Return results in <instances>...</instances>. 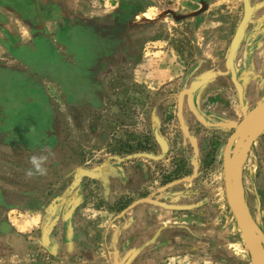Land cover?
<instances>
[{
  "label": "rangeland",
  "instance_id": "1",
  "mask_svg": "<svg viewBox=\"0 0 264 264\" xmlns=\"http://www.w3.org/2000/svg\"><path fill=\"white\" fill-rule=\"evenodd\" d=\"M73 1L75 4L72 7L80 13L77 18L70 17L68 26L84 27L88 31L85 35L69 34L68 37H64L62 32L57 33V75L52 73L54 65L36 63L38 70L35 76L41 80H29L25 75L22 81L25 96L19 99V106L14 104L16 98L8 100L9 107H13L11 116L1 113L3 98L0 97V264H52L56 260L58 264H70L76 255L71 258L52 256L46 251L45 243L38 246L42 251L36 257L23 260L14 256L11 252L15 248L12 240L18 233V224L35 211H52L66 196L73 194L79 200L86 189L85 180L74 176L78 168L96 172L113 165L122 171L135 154L141 157L147 154L152 158L147 161L149 187L152 189L148 194L150 196L143 198L157 201L166 198L170 201L171 197L179 195L181 203L196 208V235L205 239H196V255L207 251L214 253L218 259H230L228 256H235L237 250L248 264H252L227 199L224 150L237 126L264 102V82H260L262 87L258 86V94L261 95L251 99L255 100L253 102L249 99L250 103H245L244 97L240 100L235 88V96L218 97L215 106L207 102L202 105L203 98L194 96L198 116L188 99L190 83L196 76L203 78L220 66L198 63L193 66L192 62L177 65L179 69L182 67L180 79L169 81L160 88L158 84H152L150 88L134 81L129 63L138 60L147 41L159 37L171 38L170 42L180 47L190 59L194 54L193 46H196L199 56L203 52L207 55L206 45L215 48L221 41V38L214 40L218 36L216 33H204L207 19L196 21L194 26L193 21L177 23L171 16L163 17L167 10L180 8L179 0H134L136 6L133 8L128 6L133 0ZM258 1L260 4L263 2ZM227 2H232L231 7H237L239 13L243 12V0ZM116 10H120V17H115L113 21L112 13ZM114 26L119 29L113 34ZM57 27L58 30L61 27L64 29L62 20H58ZM70 40L87 42L89 47L78 49L72 55L71 50L62 45ZM100 41L106 45L118 43L119 51L110 56L112 62L97 75L99 80L88 78V81L82 82L77 79L79 73L71 74L73 67L70 64L74 60L91 63L99 51ZM4 64H0V68L8 66L15 72L18 69L22 71L20 65ZM77 68L83 70L85 66L78 65ZM193 69L196 70L195 75ZM30 70L26 68L25 72L34 73ZM49 74L58 80H47ZM228 74L231 79L230 72ZM88 76H94L92 71ZM232 84L234 86L233 81ZM86 85L101 94L100 107L97 106L96 96L77 95ZM72 91L75 94L69 96ZM4 103L5 106L7 103ZM19 112L20 115H17ZM3 114L4 120L1 119ZM156 132L166 140L168 150L164 151L160 146ZM246 140L236 142L234 157L238 154L237 145L243 143L244 146ZM259 167L264 168V131L254 140L240 164L238 178L241 201L257 220L254 203L258 198L254 195L253 185L262 173ZM124 182L125 187L128 183ZM181 182L180 187H172ZM154 190L158 194L153 195ZM91 195L94 199L88 200ZM123 196L119 201L120 213L126 211L131 203L128 197L125 199ZM84 197L83 200L91 202L100 198L94 193ZM175 197L171 199L174 202L178 200ZM46 227L43 226V229ZM90 227L95 235L83 234L87 239L92 237L88 247L103 250V240L100 234L98 236L96 226L91 224ZM80 228L85 230V226ZM42 235L45 240L47 235L43 231ZM77 235L83 237L81 233ZM121 245L122 249L119 252L116 250L119 256L115 258L100 254L91 258L81 255L80 264H127L132 258L128 256L130 245L127 242H121ZM159 247L156 245L155 249L159 250ZM154 259L158 263L160 256ZM232 264L246 263L235 259Z\"/></svg>",
  "mask_w": 264,
  "mask_h": 264
},
{
  "label": "crops",
  "instance_id": "2",
  "mask_svg": "<svg viewBox=\"0 0 264 264\" xmlns=\"http://www.w3.org/2000/svg\"><path fill=\"white\" fill-rule=\"evenodd\" d=\"M232 1L238 3L237 0ZM73 2L75 1L0 0V64L5 62L4 65H9L10 62V64L14 63V65L22 67L21 72L19 69L15 72L8 66L0 68V97L3 98L1 113L12 115L13 107H9V99L16 98L14 104L19 106V99L25 96L22 81L25 80L26 74L29 80H41L35 76V72L38 70L35 67L36 63L38 65H54L52 73L53 75L56 74L58 32H62L64 37H68L69 34L85 35L87 33V28L68 26L72 19L70 17L77 18L80 13H77L72 7L75 4ZM250 2L253 6V13L234 58L235 70L238 81L243 88L245 103L253 102L255 100L251 99L261 95V93L258 94V86L262 87L260 82H264V0L261 4L258 0H250ZM179 3L180 8H177L176 11L174 8L167 10L162 16L165 13L172 12L183 18L176 20L171 13L163 17L171 16L177 23L193 21L194 26H196V21L201 22L207 19L208 26L205 25L206 30L204 33L211 34L213 32L218 34L214 37V40L221 38L220 44H216L215 48L207 44L208 54L205 55L203 52L202 56L196 53V46H193L194 54L190 59L180 47L170 42L171 38L151 39L152 41L143 44L138 60L129 63L134 81L149 85L150 88L152 84H158L160 88L169 81L180 79V75L183 74L182 67L179 69L176 67L177 65L184 66L192 62L193 66L196 63L220 66L219 69L216 67L214 70L210 67L212 71L208 75L203 76V78L200 77L201 79L196 76V79L190 83L191 85L194 81L204 80L205 83L195 92L194 96L203 98L201 100L202 105L207 102L209 105L215 106L218 104V97L230 98L235 96L232 75L230 79L228 74L230 70L227 68L226 63L231 43L244 16V8L243 12L239 13L237 7H231L232 2L228 4L227 0H179ZM128 6L135 7V1L129 3ZM115 17H120V10L112 13L113 21ZM59 19L63 21L64 29L61 27V30H58L57 23ZM103 29L105 30V28ZM118 29L114 26L113 34ZM193 32L195 33V30ZM62 45H64V48L71 50L72 55L73 53L76 54L78 49L89 47L87 42H76L74 40H70L68 44L65 41ZM119 48L118 43L106 45L104 41H100L99 51H97L92 62L77 63L74 60V63L70 64L73 67L71 74L79 73L80 76L77 79L82 82L88 78L99 80L97 75L102 72V69L104 70L106 65L111 64L110 56L116 54ZM129 48L133 49L134 47L129 46ZM78 65H84L85 69L82 70L81 68L79 70ZM87 67L90 68L86 69ZM26 68L31 69L30 71L34 73H26ZM91 71L93 77L88 76ZM193 74H196L195 69H193ZM49 75L50 77L47 80H58L56 76L52 78L51 74ZM82 90L77 95L96 96L98 98L97 106H101L100 93H96L94 89L91 90L88 85ZM74 94L75 92L72 91L69 96ZM4 102L7 103L5 106ZM20 113H17V115H20ZM4 118L5 115L3 114L1 119L4 120ZM31 137L34 138V135ZM148 160H152V158L148 157L147 154H144L143 157L135 154L122 171L113 165H107L95 172L96 178L80 177L79 171L83 167L75 170V178L85 180L83 183L86 190L83 191L81 198L78 200V197L73 194L66 196L64 201L59 203L52 211H35V213L20 222L18 233L12 240L15 246L14 250L11 251L12 254L23 260L36 257L42 251L38 249V246L45 243L46 251L50 252V255L55 257L65 256V258L76 255V258L70 264H80L81 259L79 258L81 255L91 258L100 254L108 258H115L119 256L118 252L122 249L121 242H127L130 245L128 256L132 257L127 264H232L235 259L248 264L247 260H244L236 252L237 250H234L235 256H228L230 259H218L214 253L207 251L199 252L196 255V239L197 241L205 239L201 238L200 235H196V208L181 203L180 198L177 197L179 195L174 196L178 198L175 202L171 200L174 199L171 196L170 201L166 198L160 201L154 200L166 204L169 206L168 208L149 201H143L153 200L143 198L150 196L148 194L152 189L149 187ZM256 169H258L257 166ZM259 169L262 173L257 176L256 183L253 185L254 195L258 198L254 206L259 221L254 218L264 233V168L259 167ZM253 171H255V168H253ZM124 181L128 183L125 187L123 186ZM181 184L183 182L174 184L172 187L177 188ZM122 187H124L123 190H121ZM91 192L97 194L100 198L95 199L94 202L88 201L90 198L94 199L91 195L87 201L86 199L83 200L84 196H90ZM152 194L156 195L158 193L154 190ZM122 195L125 199L128 197L131 203L126 211L120 213L119 201L122 199ZM52 222L54 224L44 240L42 235V231L44 232L43 226L50 225ZM91 224L96 226L98 236L100 234L102 237L103 250L96 251L88 247V241H92V237L87 239L86 235L83 234L87 232L92 236L95 235L90 227ZM80 226H85V230H81ZM88 226L90 229L87 231ZM78 233H81L83 237L80 238V235L78 237ZM210 239V236H208L209 242H211ZM78 244H80L82 251L78 248ZM156 245L160 246L159 250L155 249ZM219 253L221 252L219 251ZM157 256H160L158 263L154 259ZM203 256L205 258L201 261ZM110 261L114 262L111 259ZM52 264H58L57 260Z\"/></svg>",
  "mask_w": 264,
  "mask_h": 264
},
{
  "label": "water",
  "instance_id": "3",
  "mask_svg": "<svg viewBox=\"0 0 264 264\" xmlns=\"http://www.w3.org/2000/svg\"><path fill=\"white\" fill-rule=\"evenodd\" d=\"M244 5V16L238 27V30L234 36V39L231 43L230 53L227 58V68L230 70L232 75V81L238 92L240 100H243L244 92L242 85L238 81L237 73L234 65V58L237 54L240 44L244 38V33L247 24L250 21V18L253 13V6L251 5L250 0H243ZM174 15L176 20H180L183 17L177 16L172 12H168ZM165 13L164 15H167ZM205 83L204 80L194 81L188 90V99L189 103L194 110L195 114L199 116L196 107L194 106V94L197 90L203 86ZM252 112L246 117L235 129V131L230 136L225 150H224V173H225V185L226 193L229 206L233 212L235 220L239 226L244 244L246 245L252 264H264V233L262 232L257 220L250 213V211L244 207V204L241 201L239 196L238 188V178L240 175V164L242 163L244 157L247 155L248 150L250 149L252 143L257 139L264 131V110L255 117L250 118ZM250 118L249 121H246ZM156 138L163 150H168V144L166 140L158 135L156 132ZM239 139H247L244 144L240 154L236 157L233 155V147L238 142ZM150 156V155H148ZM239 167V168H238ZM80 177L86 176L90 178H96V173L93 171H88L82 169L79 171ZM149 201L159 206L169 207L164 203L157 202L154 200H143ZM53 222L44 229L45 236L50 231L53 226Z\"/></svg>",
  "mask_w": 264,
  "mask_h": 264
},
{
  "label": "bare ground",
  "instance_id": "4",
  "mask_svg": "<svg viewBox=\"0 0 264 264\" xmlns=\"http://www.w3.org/2000/svg\"><path fill=\"white\" fill-rule=\"evenodd\" d=\"M263 110H264V102L261 103V104H259V105H258V106L252 111V114H251L250 118L252 119V117L257 116V115L260 114ZM250 118H249L248 120H246V121H249ZM237 147H238V152H237V153H238L237 156H238L239 153L241 152L242 148H243V143L237 145ZM235 153H236V152H235ZM234 155H235V154H234ZM238 192H239V196H240V191H238ZM244 207H245V206H244Z\"/></svg>",
  "mask_w": 264,
  "mask_h": 264
}]
</instances>
